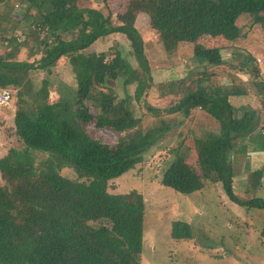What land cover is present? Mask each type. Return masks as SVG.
Wrapping results in <instances>:
<instances>
[{"label":"trees","instance_id":"16d2710c","mask_svg":"<svg viewBox=\"0 0 264 264\" xmlns=\"http://www.w3.org/2000/svg\"><path fill=\"white\" fill-rule=\"evenodd\" d=\"M24 1L41 12L40 23L47 30L42 31V38L33 33V24L26 27V40L34 42L30 57L40 56L33 62L17 60L26 43H18L15 36L0 37V88L12 94L6 109L15 105L13 132L18 143L2 146L0 158V264H142L144 196L137 191L112 193L111 183L140 166L169 127L162 121L160 127L147 129L141 118H129L130 86H135L133 98L139 108L146 106L145 99L157 85L169 100L179 97L165 110L146 107L154 117L165 112L190 119L205 113L212 121L197 122L210 121L218 128L193 139L195 160L186 161L176 153L162 173L163 186L191 195L208 185H221L232 203L264 210V198L245 200L235 192L232 166L242 144L253 154L264 153L260 112L232 105L227 89L217 85L220 79L213 81L214 74L206 79L190 78L188 87L181 79V89L156 82L168 72L151 70L137 28L139 17L145 14L148 27L159 36L166 52L188 43L194 57L206 67H219L224 62L223 50L207 48L200 40L237 41L244 36L237 24L242 15L252 16L253 23L264 28V0H127L123 13L116 16L110 10L105 15L99 9H81L76 0ZM102 1L108 8L107 0ZM118 35L128 47H121ZM100 40H110L113 46L93 57L88 55L86 51ZM65 58L76 72L74 117L65 104L71 102L47 103L56 87L48 78L38 85L34 77L38 72L52 74ZM254 70V78H259L258 68ZM121 89L123 97L116 93ZM92 90L98 91V101H89ZM229 92L235 95L238 91ZM261 103L264 112V99ZM92 120L97 128H108L119 136L118 143L93 137L86 128ZM245 141L250 142L249 148ZM36 151L47 156L38 160ZM64 168L73 169L74 178L62 175ZM248 173L252 175L251 189L246 194L263 187L264 168ZM171 237L192 240L191 225L175 220Z\"/></svg>","mask_w":264,"mask_h":264},{"label":"rangeland","instance_id":"374dc122","mask_svg":"<svg viewBox=\"0 0 264 264\" xmlns=\"http://www.w3.org/2000/svg\"><path fill=\"white\" fill-rule=\"evenodd\" d=\"M76 3L81 9H99L105 15L110 10L116 16L123 13L127 0H107L108 8H104L102 0H76ZM38 13L41 12H38L28 1L4 0L3 3H0V37L15 36L18 43H26L17 56L18 61L33 62L35 58L40 57L39 55L30 57L29 49L34 42L32 39H29L28 42L24 35L27 31L26 27L31 26V23L33 24V33L40 34L44 38L42 31L47 30V26L40 23L42 19ZM237 24L244 36L235 42H228L223 38L200 40V44L207 48L219 47L223 50L224 62L214 68L206 67L194 57L191 44L181 43L174 52H166L159 36L148 27L147 15L142 14L139 17L137 28L144 38L145 51L151 70L168 72V76H164L156 82L168 83L171 84V88L179 87L178 89H181V79L187 81L185 86L188 87L190 78L206 79L207 76L214 74L212 75L213 81L221 80L217 85L223 87V90L227 89L232 105L258 110L260 120L263 121L264 112L261 109V102L264 99V28L255 25L250 15H242ZM116 37L121 42V47L128 44L123 36ZM2 45L0 39V52L3 51ZM111 45L113 46L110 40H100L86 52L93 57L97 53L109 51ZM250 59H254L255 62H251ZM132 61L137 64L133 58ZM255 67L260 72L259 78H254ZM160 75L164 74L161 72ZM34 77L38 85L42 79L48 78L56 87V89H52L47 103L69 101L72 104L64 103L69 106L68 109L71 107L70 114H74L75 105L72 98L77 90V79L69 58H65L64 62L57 66V69H53L52 74L38 72ZM215 78L218 79L214 80ZM214 82L209 84L213 85ZM158 88L157 85L149 92L148 98L145 99L146 106L139 108L133 98L135 86H130L128 88L130 96L128 105L132 104V106L131 110H128L127 107V113L129 118L133 116L137 119L141 118L143 127L147 129L160 127L162 121L169 129L164 132L163 138L146 155L144 162L114 180L110 190L119 195L137 191L144 196L146 209L141 263L264 264V237H262L264 210H249L232 203L224 194L221 185H208L201 192L183 195L160 183L163 171L173 161L176 153H181L186 161L195 160L193 139L205 136L207 131H217L218 128L209 124L212 118L205 113H201L199 118L196 116L190 119H185L180 114L168 115L165 112L160 117L152 116L148 113V107L165 110L179 100L178 96H172L169 100ZM169 88L165 90L170 91ZM228 89L238 92L232 95ZM116 93L119 97L124 96L122 89ZM97 94V90H92L89 101L92 102V99L98 101L97 97L95 98ZM15 102L14 99L13 104ZM68 109H66L67 113ZM98 112L101 113V109ZM58 113H62L61 109ZM14 115L15 105L14 109L0 114V149L2 148L3 152L2 146L4 145H18L13 132ZM198 119L210 121L197 122ZM86 128L91 131L93 137L99 138L105 143L116 144L119 141V136L110 132L108 128H97L93 120ZM245 143L249 148L250 142L245 141ZM242 147L243 144L238 147L237 153L233 156L232 166L236 176L234 190L240 198L245 200L253 197L264 198V177L262 178L263 187L257 191L245 193V190L251 189L252 175L248 173V170L255 171L264 168V153L253 154L252 149L247 151ZM35 153L39 156L38 160L47 156L39 151ZM61 171L65 177L74 178L73 169L64 168ZM2 184L3 181L0 179V185ZM175 220L191 225L192 240L176 241L171 237L172 224Z\"/></svg>","mask_w":264,"mask_h":264},{"label":"built area","instance_id":"2783aa9c","mask_svg":"<svg viewBox=\"0 0 264 264\" xmlns=\"http://www.w3.org/2000/svg\"><path fill=\"white\" fill-rule=\"evenodd\" d=\"M12 94L9 89L0 88V114L11 104Z\"/></svg>","mask_w":264,"mask_h":264},{"label":"crops","instance_id":"0c3cea01","mask_svg":"<svg viewBox=\"0 0 264 264\" xmlns=\"http://www.w3.org/2000/svg\"><path fill=\"white\" fill-rule=\"evenodd\" d=\"M6 111H8V109H6V110H5L4 112H2V113H5ZM1 149H2V148H1ZM1 149H0V150H1ZM3 154H4V152H3V150H1V151H0V156L2 157ZM1 157H0V158H1Z\"/></svg>","mask_w":264,"mask_h":264}]
</instances>
